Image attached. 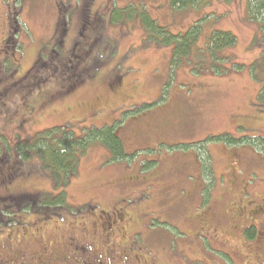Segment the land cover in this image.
<instances>
[{"label":"rangeland","instance_id":"rangeland-1","mask_svg":"<svg viewBox=\"0 0 264 264\" xmlns=\"http://www.w3.org/2000/svg\"><path fill=\"white\" fill-rule=\"evenodd\" d=\"M85 1L90 2L89 11L99 16L102 22L101 26L98 24L101 27L98 50L104 53L108 45L107 54L104 53L106 61L100 62L99 77H95L99 81L87 80L73 97H55L52 105L38 103L42 107L39 110L36 107L34 112L23 110L22 101L38 102L47 96L46 93L60 86V82L58 85L54 77H48L42 83L39 81L30 92L25 88V81L16 83L19 90L12 89L2 99L0 96V147L6 144L12 147L19 139L60 125L68 126L67 130L77 136L105 124L106 127L114 126V133L123 142L127 156L108 161L109 151L104 145L96 143L85 148L80 155L77 174L65 187L69 202L76 207L70 213L63 210L60 216H50L48 213L51 212L39 208L29 210L23 201L16 202L17 198L12 201L7 194L8 191L13 195L57 192L52 178L39 171L37 163L28 164L20 173L12 167L13 172L6 179L1 178L5 176L0 167V204L11 202V211L14 212L12 217L3 216L7 221L0 225L4 228L0 231V264H29L30 261V264H38L41 252L50 253V244L59 239L64 243L60 246L56 243V251H63L62 246L66 244L70 246L69 251L78 253L83 248L81 243L86 244L81 261L70 264H94L99 256L104 257L109 251L112 253L110 264H264V240L259 242L261 237L264 238V173L255 177L254 173L260 171L257 168L249 170L245 147L236 148V151L229 148L234 156L226 158L228 149L209 146L225 142L212 139L201 147L200 144L187 146L191 143L185 140L187 136L200 139L208 130L212 132L207 136H217L222 132H228L234 138L246 135L251 138H246L243 145L255 153L253 155L263 169L264 138L261 134L264 129H260L264 126L254 128L257 132L247 123L250 131L241 124V128H235L239 117L242 120L244 116L245 119L253 111L256 115L264 114V101L257 98L264 92V33L260 34L256 25L248 21V1L201 0L179 10L172 7L169 0H65L67 6L72 4L71 9L63 11L67 16L71 12L67 18L71 24L65 39L66 48L81 26L80 14L74 12L75 7ZM15 2L13 10L20 9L18 21L25 26L17 33L19 42L14 43L13 52L9 49L12 53L4 52L15 65L10 63L7 71L5 63L0 65V74L9 73L7 76L11 75V78L24 73L38 50L49 49L57 23L54 0ZM9 3L13 5V0H0V62L7 33L4 16ZM148 20L153 21V28L146 24ZM196 21L197 24L194 23ZM194 25L199 30L196 48L207 46L206 36L214 32H218V45L230 35L235 36L234 44L222 48L221 56L218 55L211 65L203 55L204 50L197 53L198 65H194L193 56L187 62L179 60L171 64V43L158 42L153 38L161 32L157 26L169 29L168 33L159 35L163 38L165 35L175 36V32L184 35L183 32ZM96 56L101 57L98 51ZM203 61L206 62V70L199 66ZM114 64L125 74L123 84L133 93L129 99L124 98L125 93L112 94L107 84L102 82L105 79L100 81L104 78L102 71ZM191 65L193 70L189 69ZM216 71L223 72V77L216 75ZM39 76L38 80L44 77ZM134 84L139 85V90L131 89ZM130 103L136 105L133 111H117L121 105L127 107ZM184 114L187 117L190 114L189 122L193 124L189 133L183 129L187 121ZM113 115L118 118L112 122ZM206 148H209V155L217 159L214 173L223 171L222 174L225 176L227 173L228 176L225 164L237 161L233 168L235 182L231 183L232 178L227 177V181L233 184L231 186H237L241 176L248 183L253 174L252 183L243 184L247 188L244 194L249 193L246 196L250 202L240 205L243 202L241 198L230 201L229 196L222 192L225 187L221 190V186H213L215 193L212 189L205 195L202 189L196 192L197 185L187 183L188 170H194L195 165L191 161L186 163L188 155L184 152H190L189 157L194 155L191 150L206 156L203 152ZM173 152V155L168 154ZM7 158L9 161L10 157ZM171 165V171H168ZM199 166L200 177L189 174L190 182L200 178L201 185L206 187L208 181L224 180L209 169H203L201 163ZM155 170L156 177H160L158 181L151 178ZM127 172L140 177L139 185L136 181L132 185L127 182ZM141 176L147 179L146 184H143ZM171 176L175 178L171 179ZM160 185L167 191L175 189L168 194L178 197V200L157 203L154 189ZM185 187L190 189L186 202L179 199L180 188ZM207 206L210 214L204 216ZM143 209L144 214L141 213ZM215 216H218L216 223L210 222ZM250 221L259 227L254 242H251L254 239L246 240V234L245 238L239 235ZM143 225L144 229L141 228ZM24 229H27V234H24ZM125 256L128 258L126 262L119 258ZM103 261L107 264L108 259Z\"/></svg>","mask_w":264,"mask_h":264},{"label":"trees","instance_id":"trees-1","mask_svg":"<svg viewBox=\"0 0 264 264\" xmlns=\"http://www.w3.org/2000/svg\"><path fill=\"white\" fill-rule=\"evenodd\" d=\"M54 1L56 4L55 5L56 10H57V20H56L57 23L55 25L54 33L51 38L52 40L50 44L48 45L49 49H47L46 51L38 50L34 56L33 61L29 65V67L24 71V73H21L17 77L11 78L10 77L11 75L7 76L9 73L0 74L1 99L8 96V94L11 93L12 89L13 91L19 90V87L15 86V84L20 83L21 81L22 82L25 81L26 83L25 88L29 92L31 91V88L34 89V86L38 84L39 81L42 83L44 79L48 77L49 78L54 77L57 80V83L60 82V86H58L55 90L50 91L49 93H46L47 96L44 99H39L40 102L30 100L27 103H25V100H23L21 105L24 107L23 110L25 111L30 109L32 112H34L37 109L38 110L41 109L42 106L41 104H38V103H47V104L52 105L54 101L53 98L55 97L58 98L60 96L66 99L73 97V95L75 94L74 92H78L87 83V80H90L92 78L95 81L96 79L95 77H99L98 76L99 70H100L99 67L101 66L100 62L103 63L106 61L105 55L107 54L106 51H108V45H106V47L104 48L105 55L103 52H100L98 50L99 45H97V42L100 36L99 31H101V27H99L98 24L101 26L102 22L100 23L99 16H96L95 14L89 11L88 6L90 5L89 4L90 2L88 3V1H85L84 4H78L75 7L74 12H79L80 14V18H81L80 25L81 26H80V30L77 31L76 35L68 43V46L66 48L65 39H66L68 30H69L68 25L71 21L70 19L67 20V18H69L71 12H69L67 16L65 12L63 13V11L66 10L67 8L71 9L72 4H69L70 6H67L65 4V0H54ZM200 1L201 0H169L171 6L178 8L179 10L186 9L190 5H196L197 2H200ZM203 1L204 0H202V2ZM247 1H248V7H247L248 21L256 25L257 30L260 31V34L264 33V0H247ZM15 4H17L15 0H13V5L9 3L8 12L6 11V14L4 16V22L7 27V33H6V37L4 38V45L2 47V50L4 51H3L2 61L0 62V65L2 63V66H4V63H5L6 71H7L8 65H10V63L12 64L14 63L8 60V57L5 56L4 52L9 53V54L13 52L14 43L19 42L17 33L19 32L21 27L23 28L25 26L22 21L20 22L18 21L20 20L19 18L20 9L16 8L13 10V7L15 6ZM81 7L83 10L81 9ZM79 8L81 10H79ZM84 10H85V13H84ZM81 12H82V16H81ZM61 17H63L67 21L63 20ZM60 18H61V21H60ZM11 22H12V25H11ZM194 23L197 24L198 22L196 21ZM103 24H104V21H103ZM146 24L150 25L153 28V21L148 20ZM157 29H159L161 32L157 34V37L153 36V38L157 40L158 42L163 41L164 43L165 42L171 43V64H174L178 62L179 60L187 62L189 61L190 56H193V58L195 59L194 65H198V60L196 59L197 53L201 50H204L203 55L206 57V59H208L209 65H211L214 59H218V55L221 56L219 52L220 50H222V48H226L234 44L233 42H234L235 36L230 35L229 38L227 37V39L222 42V44L218 45L217 44V40L219 39L217 35L218 32H214L211 34L209 33L206 36V40H207L206 43H208L207 46L203 48H196L195 44H196V40L198 39L199 30H196L197 26L195 25L189 28L188 30L186 29L187 31L185 30L183 32L184 35H180V32H175L176 33L175 36L171 35L169 37L165 35L163 36V38H160L159 35L163 34L164 32L168 33L169 29H167V27H159V26H157ZM153 35H155V33ZM169 38H171V40H169ZM8 49L12 50V52L11 51L9 52ZM96 51H98L101 57H97V56L95 57ZM181 57L183 58L180 59ZM98 58L99 59L102 58V60H99ZM205 63L206 62L203 61V63L199 65L202 70L207 69L205 67L206 65ZM190 67L191 68L189 69L193 70L194 67L192 65ZM75 70H77V72H74ZM38 74L40 76L43 75L44 77L38 80L37 78ZM215 74L221 77H223L224 75V73L221 71H216ZM102 75H104L103 76L104 78H101L100 81L105 79L102 82H105L107 84L106 87L108 91L112 92V94L117 95V94L125 93V97H124L125 99H129L133 95L131 90L126 89V87L123 84L125 74L122 71L117 70L115 64L113 67L103 70ZM120 78H121L122 86L118 87L115 84L118 83ZM22 86H24V84ZM131 89L134 91H137L139 90V85L134 84L131 87ZM40 92H41V89H40ZM29 96L30 95H28L26 99H28ZM257 98L261 101H264V92L261 94H258ZM169 105L170 104H168L167 106ZM124 106L125 104L121 105L117 111L122 112L123 109H130L133 111L136 105L133 103L132 104L130 103V105H127V107H124ZM36 107L38 108L36 109ZM97 110H100V108H98ZM242 117H243L242 120H241V117L238 118L239 123H235V128H241L239 126L240 124L244 125L247 128L246 126V123H247L249 124L250 127H252L254 131H256L254 128H257L262 124L264 126V114L256 115V112L253 111L250 113V116L248 117L246 116L245 119H244V116ZM117 118H115V115H113V118L111 119L112 122L115 121ZM183 118L187 119V121L183 124L184 125L183 129L186 133H189V130H191V128L193 127L192 122H189L190 114L188 117L184 114ZM129 122H132V120H129ZM124 124L125 122L122 124V126ZM190 124L192 125L190 126ZM104 125L100 127L99 129H94L92 127L91 132L80 133L77 136L67 130L68 126L60 125V126H57L56 128L51 127V128L43 129L35 133L34 135H30L28 137L19 139L16 142V144L12 147H10L7 144L2 145L0 147V167H2L1 171L4 174L5 178L4 177H1V178L6 179L7 175L13 172L12 167L15 168V170H17L18 173H20L19 171L25 170L28 164L32 165V163H37L38 164L37 169L41 171L42 173H46L47 175H49V177L52 178L55 187L58 189L55 194L54 193H41V192L27 194L24 192V193L13 195V194H10V192L8 191L7 194H9V196L12 198L11 200L13 201V199L17 198L16 202L23 201L24 204H26V207L29 208V210L39 208L45 211H49L51 212V213H48L50 216H54L55 214L57 216H60L63 210H66L69 213L73 212L74 210L73 208H75L76 206L72 205L69 202L68 193L65 187L69 183L70 179L77 174L76 172H77L78 164L80 161V155L85 151V148H88L92 144H96V143L104 145L105 148L109 151L108 161L116 160V159H125L127 156L125 154L123 142H121L119 136L114 133V126L106 127ZM247 129L250 131L251 128H247ZM263 129L264 128L260 130H263ZM210 132H212V130L206 131L205 133L206 136L200 139H197V140L191 139L189 136H187L185 140H189L190 142H187V143H191V144H187V146L200 144L202 147V145H204L206 142L212 139L217 140L219 142L222 141V142H225L226 144L216 143L213 145L210 144L209 146L211 147L218 146V147H224L228 149L226 151L228 152L229 156H227L226 158H229L230 155L234 156V153L230 149L234 148L235 150L236 148H240L241 146L245 147L244 149L248 151L247 157H246L247 159L246 163H247V166H250L249 170L251 171V169L257 168L260 171V172H257V174L254 173L255 177L258 175V173L260 174L264 173V166L262 169L261 163L253 155L255 153H252L251 149H249L248 146L243 145L244 140H246V138H251V137L243 135L239 138H234L228 132H222L217 136H207ZM70 133H71L70 137H66V134H70ZM261 135L264 138V132ZM0 136H2V134ZM2 147H4L5 149L2 150L3 149ZM208 150L209 148L208 149L206 148V150L203 151L204 153H206V156H203L202 152H199V155H198L196 152H194V150H191V152L193 151L192 153L194 155L189 157L191 153L184 152L186 153V155H188L187 157L184 156L186 157L185 159L187 161L186 163H189V161H191V162H194V165H195L194 170L192 171L188 170V174L186 178L187 183L189 185H197L198 189L196 192L201 191L202 189L203 191H205V195L208 194L209 191H212L213 186L214 187L221 186V190L225 187L222 190V192L224 193V195L227 194L229 196L230 201L232 199L236 200L237 198H241L243 202L239 204L246 205L251 200L249 196H246V195H249V193L244 194L245 193L244 189H247V188L243 187V184L247 185L248 183H252L253 174L250 175V177L248 178V183L244 179V177L241 176L239 182L236 183L237 186H231L233 185L231 183H234L235 178H236L233 168L235 165H237V161L236 162L232 161L230 163H228L227 161V165L225 164V167H224L225 170L228 171V176L232 178V181L230 183L229 181H227V177H228L227 173H225V176L222 174L224 173L223 171L220 172L219 174H217L216 172L214 173V171H216L217 169L215 168L217 159L215 157L213 158V155H209ZM174 153L175 152L168 153V154L173 155ZM7 157H10L9 161ZM250 159H251V162L249 161ZM200 163L203 169L205 170L209 169L210 172L212 171L214 173V175L216 174L218 177L220 176L224 177V180L219 181L215 177L216 181L214 183L208 181L206 184V187H204V185H201V183L203 184V182L201 181L200 178L197 181L190 182V180H188L189 174H193V175H196V177H200V166H199ZM7 165H9V169H7ZM171 167L172 165L170 166V168H168V171H171ZM156 170L154 172V176H151V178H153L154 181L155 180L158 181L160 178V177H156ZM236 170L238 172H241V170L238 168ZM126 171H128L127 168H126ZM127 173H128V175L126 176L127 182L130 183V185H132L131 183L133 181H136L139 185L138 180H140V177L138 178L137 176L130 175L129 172ZM170 178L174 179L175 177L171 176ZM141 180L143 184L147 183V179L145 177L141 176ZM240 181L242 182V184L240 183ZM180 189H181V198L179 199L181 201L186 202L187 197L190 195V189L187 187L180 188ZM154 190H155L154 195H155L157 203L162 202V201L176 202V200H178V197L168 194V192L176 191L175 189L167 191L165 189H162L160 185V187ZM214 193L215 191L213 189V194ZM197 201H199V197L197 198ZM33 202L35 203L33 204ZM195 203H193V206ZM11 204H12L11 202L0 204V225L5 224V220L7 221V218H5L6 216L8 217L13 216L14 212L11 211L12 209ZM153 205L154 203H152V207ZM80 210L83 211V209H80ZM254 210L255 209L253 208V211ZM144 212L145 210L143 209L141 213L144 214ZM203 214L204 216H207L210 214L208 211V206L203 211ZM193 217H197V216L193 215ZM217 217L218 216H215V218L211 219L210 222L216 223ZM185 218H187L186 215H185ZM21 224L26 225V223H22V222ZM141 228L144 229L145 225H143V227ZM1 229L4 230V228L1 227L0 231ZM257 229H259V227L250 221L249 223H247L245 229L240 231L239 235L245 238L244 234H246L247 235L246 240L254 239L251 241V242H254L256 241L254 237L256 235ZM23 232L24 234H27L26 232L28 231L27 229H24ZM262 240H264L263 237H261L259 242H261ZM10 241H12V239H10ZM55 241H56L55 243L53 242L50 244V248H51L50 253L45 254L44 250L41 252V254L38 257V264H70L72 262L77 263L81 261V259L84 257L83 251H78V253L76 251L74 252L69 251L70 246L66 244L62 246L64 247L62 249L65 252L56 251L55 244L58 243L60 246L64 242L61 241V239L55 240ZM11 253L13 254L15 252L12 251ZM12 254H9V256H11ZM104 259H108L107 264H110L109 262L110 256H108L107 253L104 255V257L99 256L98 259L94 261V264H105L103 261ZM22 264H25V262H22Z\"/></svg>","mask_w":264,"mask_h":264},{"label":"flooded vegetation","instance_id":"flooded-vegetation-1","mask_svg":"<svg viewBox=\"0 0 264 264\" xmlns=\"http://www.w3.org/2000/svg\"><path fill=\"white\" fill-rule=\"evenodd\" d=\"M117 86H118V87L122 86L121 78L119 79V81H118V83H117ZM260 126H263V124L260 125ZM260 126L257 127V128L260 129ZM262 225H263V224H262ZM263 227H264V225H263ZM71 237H72V238H75L74 235H71ZM71 237H70V238H71ZM81 244H83V248H82V250H80V251H83V252H84V251H85V250H84V248H85L84 245H86V244H85V243H81ZM87 245H88V244H87ZM111 255H112V253L109 251L108 256L111 257ZM119 258H120V259H123L125 262L128 261V258H127L126 256H125V257H119Z\"/></svg>","mask_w":264,"mask_h":264}]
</instances>
